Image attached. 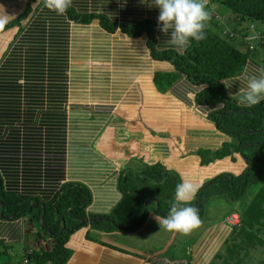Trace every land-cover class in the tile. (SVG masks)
Listing matches in <instances>:
<instances>
[{"label": "trees", "instance_id": "trees-1", "mask_svg": "<svg viewBox=\"0 0 264 264\" xmlns=\"http://www.w3.org/2000/svg\"><path fill=\"white\" fill-rule=\"evenodd\" d=\"M73 3L80 6L79 9L71 6L64 15H48L47 19L55 20L53 24L38 22L34 30L20 35L24 31L21 24L44 6V0H28L22 13L3 30L17 27L16 35L0 57V206L3 207V216L11 219L30 214L35 207L32 218L41 222L43 235L52 240L47 251H25L19 264H67L71 252L66 245L74 233L85 227L102 232L136 231L155 204L159 207L156 213L167 216L175 201L176 186L180 183L176 175L160 164L137 173L123 170L118 180L121 199L108 214L92 217L86 213L91 193L86 186L76 182L57 186L47 203L17 194L13 185L16 178L21 180L17 175L20 161L27 162L28 173L29 163L34 164L32 167L38 173L40 163L35 167L34 155L52 147L55 141L60 145L64 141L65 115L61 106L68 81V21L82 26L96 22L102 31L120 33L132 40L144 37L150 59L172 67L169 72L154 74L156 90L165 93L184 78L198 89L194 95L195 105L212 108L207 119L233 137L234 150L246 165L244 171L238 176L217 175L209 181L207 188H199L196 195L200 194V203L196 198L192 204L182 206L202 209L203 202L210 200L209 190L213 187L219 189L218 193L236 198L249 181L264 177V156L259 153L264 148V101L242 107L239 99L230 97L220 83L223 79L240 75L255 49L263 45L257 44L253 49L244 41L238 46L231 45L228 40L233 37L229 35L234 34L221 29L220 15L214 16L212 11L215 4L223 6L231 11L237 24L250 21L264 27V0H206V10L211 13V20L204 29L206 38L192 40L182 56L171 47L165 51L157 50L170 39V33L160 31L159 8L154 5V0H73ZM84 3L91 5L83 6ZM255 31L259 30L255 28ZM42 99L52 101V107L44 108ZM36 107H43L38 114L35 113ZM46 123L56 126L54 138L49 128L43 126ZM224 151L228 149L222 145L212 160L215 155L221 154L219 157H222ZM30 173L32 176L25 181L38 179L31 169ZM198 213L201 217L203 211Z\"/></svg>", "mask_w": 264, "mask_h": 264}, {"label": "crops", "instance_id": "crops-1", "mask_svg": "<svg viewBox=\"0 0 264 264\" xmlns=\"http://www.w3.org/2000/svg\"><path fill=\"white\" fill-rule=\"evenodd\" d=\"M26 4L28 0H0V14L5 13L14 19L22 13ZM90 5L91 3L83 4L88 7ZM72 6L75 9L80 7L73 2ZM48 15L58 17L55 11L40 6L21 24L24 31L20 35L34 30L38 22L53 24L55 20L47 19ZM67 23L68 35H113L104 31H82L91 25H75L69 21ZM16 33L17 27H14L0 34L2 53L12 39L5 36H14ZM45 33L47 35L48 31ZM125 38L130 41L128 43L138 44L137 41L141 40L142 50L133 55L134 60L126 64V69L122 67V63L107 67L115 76L111 74L103 80L107 87L102 89L104 94H100V98L94 97L93 90L89 91L90 86L85 79L87 68L78 69L77 78L72 79L69 65L66 95L62 98L64 102L61 106L65 115L64 141L61 145L55 141L52 147L40 150L34 155L35 167L40 163L41 170L38 173L32 167L34 164L29 162L28 173L27 162L20 161L17 175L21 180L16 178L13 186L23 198L35 197L42 203H47L53 197L52 192L57 186L65 182H76L86 186L91 193V202L86 209L88 216L105 215L121 199L118 180L123 170L137 173L149 166L160 164L166 170L177 173L182 179L193 168L207 169L213 154L228 140L207 119L212 108L195 105L194 95L198 90L195 86L181 78L165 93L157 91L153 82L154 74L171 71V65L150 59L144 37L138 40ZM245 69L249 75L259 76L264 68L250 59L243 72L235 77L241 76ZM100 84L101 80L91 87L96 88ZM245 87L246 81L243 80H234L230 88L225 87L226 93L230 97L238 98L242 107L246 106L240 103L242 93L238 91ZM42 103L44 108L52 107V101L42 99ZM40 108L36 107V114ZM43 126L49 128L54 138L53 129L56 126L49 123ZM200 151L206 153L201 154L203 160L199 156ZM203 162L206 163L204 167ZM30 169L38 179L25 181L32 176ZM206 178L211 180L212 177H203L201 181ZM201 181L197 182L199 187ZM31 211L27 215L33 216L36 208L33 207ZM231 215L235 216L237 224L232 225L227 221L217 223V214L211 218L207 215L205 220H201L202 224L198 229L184 235V239L180 240L185 245L184 256L176 258L147 257L144 253L149 254L150 247L144 253L138 251L135 241L138 240L137 234L145 231V224L150 222L163 228L155 219L157 216L151 212L148 213L145 224L134 232H102L85 227L74 233L67 242L66 246L71 252L67 264H212L230 237V227L240 223L236 212H230L226 219ZM26 216L17 219L0 218V259L4 260L0 264H19L25 251H47L51 248L52 240L41 235L40 227L35 228L33 221L36 219L26 221ZM173 234L164 229L160 236L145 241L160 240L161 244L151 245L162 249L171 247L172 244L174 247L179 243L174 242V238L171 239Z\"/></svg>", "mask_w": 264, "mask_h": 264}, {"label": "rangeland", "instance_id": "rangeland-1", "mask_svg": "<svg viewBox=\"0 0 264 264\" xmlns=\"http://www.w3.org/2000/svg\"><path fill=\"white\" fill-rule=\"evenodd\" d=\"M213 8L214 9L212 11H216V13L220 15L219 19L221 21H219L220 23L222 22L221 29L235 34L234 38L228 40L231 45L238 46L239 42L242 41H244V43L246 41L248 45L253 44V48H256L257 44L261 45V43H258V38L263 40L264 35H258L254 37V32L251 30V26H255L257 30L262 32L264 27H262L259 23L243 21L240 24H237L234 20V15L229 9L223 6L218 7V5L216 4ZM207 23H209V21L206 22V25H208ZM99 29L100 28H98L97 23H93L91 26L83 28L82 31H90V33L102 31L101 29ZM72 31H74V27H72ZM6 37L13 38V35H6L5 38ZM249 39L251 41H249ZM128 42L130 41L120 33L113 35H69L67 52V75L69 72V65L71 68L70 76L72 79L77 78L78 75L76 71L78 69L82 67L87 68L85 79L90 86L89 91L93 90L94 97L100 98V94H104L102 93V89L107 87L105 86L103 80L107 79L111 74L112 76H115V73H113V71L110 72V69H107V67L109 65L122 63V67L126 69V64L131 62L133 55L140 53L142 50L141 40L137 41L138 44ZM262 45L264 46V44ZM1 47L2 43L0 44V48ZM2 51L3 50H0V55ZM243 51H245V49H243ZM251 59L253 60V62L264 68V47L257 48L253 52ZM106 70H108V72H106ZM99 80H101V84L99 87H91L94 83H96V81ZM262 125L264 126V117L262 118ZM219 132L220 135L228 138L226 142L222 143L223 148H227L228 151H224L222 157H219L221 156V154H219L218 157L215 155L207 169L193 168L186 176L182 177V179L181 176H179L177 173L173 171H167L173 175H176L180 180V183L182 182V180H187L189 182L197 184V182H200L203 177H207L209 175L212 178L216 177L219 174L238 176L241 172L244 171L246 165L240 159L239 154L234 150L235 145L233 137L228 136V134L224 133L221 130H219ZM259 153L264 156V148L260 150ZM201 154L204 155L206 153L200 151L199 156L203 160V156ZM204 164L206 163H202L203 167ZM203 171H206V173H203ZM262 171L264 172V167L262 168ZM209 180L210 178H206L204 181H201V186H208ZM249 182L250 183L247 184L244 191L236 198H231L222 193H218L219 189L213 187L209 190L210 200H208L207 202H203V206L201 209L203 213L200 217L202 221L205 220L207 215L211 218L215 214H217L218 216L217 223L219 221H227L226 217L230 212H236L240 219V223L238 225L239 227H230V237L228 241H226L220 253L217 254V259H215L212 264H264V177L259 176L257 179H252ZM196 196L198 200V195ZM193 202L194 199L189 204H192ZM198 202L200 203V198ZM156 206L157 205L155 204L148 210L145 218L146 220L148 219L149 212L157 217L161 216L156 213ZM31 218L32 215H27L26 221H29L28 219ZM33 222L35 228L37 229L38 227H40L39 230H41V222H37L36 220ZM145 225V231L143 233L139 234L137 232L138 240H136L135 243L139 252L144 253L145 250L150 247L148 248L150 249V253L147 255L146 253L144 254L145 256L151 258L153 257L154 259L164 257L176 258L179 256H184L183 249L185 245L180 242V240L184 239V235L171 232L174 233L171 239L174 238V242L177 241L179 244L174 247L172 244L171 247L162 249V247L159 248L157 246L151 245L152 243L161 244L159 243L160 240H155V242H146L145 240H152L156 236H160L161 234H163L164 229L158 226L156 227L150 222ZM41 235H43L42 231ZM43 236L50 240L47 235ZM163 244L165 245V243ZM194 246L195 245H193V247ZM216 260H218L219 262H216ZM3 261V259H0V263Z\"/></svg>", "mask_w": 264, "mask_h": 264}, {"label": "clouds", "instance_id": "clouds-1", "mask_svg": "<svg viewBox=\"0 0 264 264\" xmlns=\"http://www.w3.org/2000/svg\"><path fill=\"white\" fill-rule=\"evenodd\" d=\"M72 2L73 0H44V7L55 11L57 15H64L72 6ZM154 5L159 8L158 23L162 25L160 31L164 34L170 33V39L157 47L158 51L171 47L177 55L182 56L192 40L201 41L206 38L204 29L206 22L211 20V13L206 10V0H154ZM12 18L13 16L5 13L0 14V32H3ZM231 37L234 38L235 34ZM234 80L246 81V87L238 91L242 93L240 103L243 106L251 107L264 101V69L260 71L259 76L249 75L245 69L241 76L223 79L220 83L230 88ZM198 190V184L182 180L176 186L175 201L171 204L168 215L155 217L159 225L166 231L182 235H189L198 229L202 224L198 209L182 206L195 199Z\"/></svg>", "mask_w": 264, "mask_h": 264}, {"label": "built area", "instance_id": "built-area-1", "mask_svg": "<svg viewBox=\"0 0 264 264\" xmlns=\"http://www.w3.org/2000/svg\"><path fill=\"white\" fill-rule=\"evenodd\" d=\"M213 15H214V16H217L218 14H217L216 12H214ZM251 30L254 32V33H253L254 37H255V36H258V35H259V36H260V35H264V31H262V32H261V31H255L254 26H251ZM231 36H234V35H230V37H231ZM249 41H251V40L249 39ZM245 42H246V41H245ZM258 43L264 44V39L262 40V39H259V38H258ZM249 48H250V49H253V45L250 44V45H249ZM227 223H230V224L234 225V224H237L238 221H236L235 216L231 215V216L229 217V219H227Z\"/></svg>", "mask_w": 264, "mask_h": 264}, {"label": "water", "instance_id": "water-1", "mask_svg": "<svg viewBox=\"0 0 264 264\" xmlns=\"http://www.w3.org/2000/svg\"><path fill=\"white\" fill-rule=\"evenodd\" d=\"M204 188H207V186L206 187H204ZM199 198H200V195H198V200H199ZM149 201H151V202H155V200L154 199H150ZM199 203V202H198ZM157 205V204H156ZM0 209H1V211H0V218H2V219H9L10 217H5V216H3V207L2 206H0ZM158 209H159V207H158V205L156 206V211H158ZM201 211V209H199V212Z\"/></svg>", "mask_w": 264, "mask_h": 264}]
</instances>
